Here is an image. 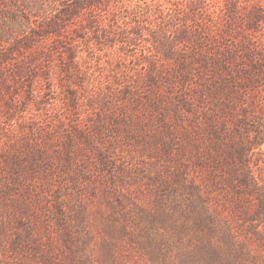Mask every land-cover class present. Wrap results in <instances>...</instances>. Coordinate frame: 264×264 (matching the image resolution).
Segmentation results:
<instances>
[{
	"label": "trees",
	"instance_id": "16d2710c",
	"mask_svg": "<svg viewBox=\"0 0 264 264\" xmlns=\"http://www.w3.org/2000/svg\"><path fill=\"white\" fill-rule=\"evenodd\" d=\"M43 1L0 0L1 28L10 36L21 33L15 51L42 64L57 56L64 77H71L79 61L76 43L65 50L64 42L76 39L70 26L92 16L103 0H66L51 10ZM20 4L32 6L23 12L24 24ZM241 7L225 4L213 20L206 12L183 10L189 21L177 9L160 13L163 27L178 28L173 72L191 83L201 80L214 97H154L156 120L144 117L142 97H132L125 117L109 116L115 135L99 120L67 134L63 148L52 139L48 148L20 150L10 143L0 151L6 155L0 229L3 248L14 255L11 264H122V234L136 250L125 244V260L136 257L133 264H264V175L257 169L264 155V8L239 15ZM132 32L139 35V28ZM147 78L153 85L164 79L162 73ZM121 128L122 143L138 147L154 169L141 178L146 192L140 197L126 182L119 185L112 163ZM93 199L98 206L90 210ZM92 227L103 236L88 250Z\"/></svg>",
	"mask_w": 264,
	"mask_h": 264
},
{
	"label": "rangeland",
	"instance_id": "374dc122",
	"mask_svg": "<svg viewBox=\"0 0 264 264\" xmlns=\"http://www.w3.org/2000/svg\"><path fill=\"white\" fill-rule=\"evenodd\" d=\"M63 1L66 0H44L42 5L51 10ZM235 2L242 6L239 15L258 5L264 8V0H103L92 16L85 15L70 26V35L76 39L71 38L64 45L66 50L70 43H76L79 71L68 78L60 70L63 64L57 56H51L49 62L42 64L24 50L15 51L12 44L21 33L14 30L10 36L2 30L0 23V151L10 147V143H15V148L20 150L38 145L48 148L52 139L57 140L58 148H63L67 134L76 133L80 127L96 126L99 120L105 121L106 128L110 127L111 132L107 135H115V129L107 122L109 116L125 117V103L129 104L132 97H142L144 117L152 115L154 120L158 117L150 103L154 102V97H162V102L173 97H214L207 94L201 80L195 79L196 83H191L173 72L177 68L178 28L163 27L158 21L164 17L160 13L170 9H177V15L184 21L190 18L184 17L183 10L196 14L206 12L213 20L223 15L221 7ZM20 6L17 15L24 24L27 15L23 12L31 11L32 6ZM1 9L6 10L5 7ZM156 11H159L158 16L154 15ZM5 12L9 16V11ZM32 13L38 15L35 11ZM200 17L203 19L204 15ZM30 18L32 22L40 20L33 15ZM164 23L168 24V20ZM16 27L21 26L16 24ZM135 27L139 28V35L132 32ZM259 34L264 38V26L259 29ZM61 56L68 61L67 53ZM151 73H162L164 79L158 78L156 85L149 84L147 76ZM5 84L8 89L4 88ZM94 128L91 129L95 131ZM148 131L153 132V126ZM124 132V128L117 132L122 136L119 143L125 140ZM129 145L125 141L119 144L121 149H116L112 163L120 178L119 185L126 182V187L132 189L130 194L136 193L140 197L146 192L140 185L141 178L154 169L148 160L137 154L138 147L130 149ZM50 150L52 147L47 151ZM5 157L0 152V161ZM260 158L257 169L264 175V155ZM97 206V200L93 199L88 208L95 210ZM88 234L87 249L90 250L103 234L94 227ZM117 243L122 264H133L136 257L125 260V244L127 249L135 250L130 246V239L122 234ZM10 259H14V255L3 248L0 229V264H11Z\"/></svg>",
	"mask_w": 264,
	"mask_h": 264
}]
</instances>
